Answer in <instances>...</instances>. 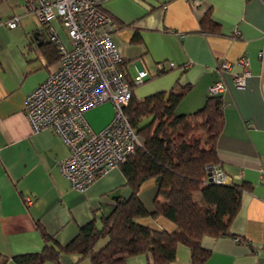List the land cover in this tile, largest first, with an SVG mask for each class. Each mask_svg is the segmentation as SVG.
I'll return each instance as SVG.
<instances>
[{
    "label": "crops",
    "instance_id": "1",
    "mask_svg": "<svg viewBox=\"0 0 264 264\" xmlns=\"http://www.w3.org/2000/svg\"><path fill=\"white\" fill-rule=\"evenodd\" d=\"M101 7L115 26L112 39L123 75L132 81L139 70L148 73L133 88L137 98L189 86L175 109L189 114L204 104L209 85L217 80L226 84L220 94L224 120L216 140L217 165L230 182H244L251 190L242 193L231 222L234 236L202 238L210 250L203 264H264V54L258 55L264 51V0H105ZM206 13L217 24L216 33L201 30ZM13 15L19 16L17 26L0 25V264H15V255L39 252L44 245L41 228L67 243L79 226L93 218L99 223L100 216L130 194L119 167L83 192L71 189L59 166L69 153L67 146L49 129L31 130L25 97L57 66V52L48 44L46 26L23 0H0V22ZM51 25L69 49L71 39L60 19ZM241 57L248 58L251 73L245 87L237 88L233 77L243 70L237 62ZM223 60L230 68L219 73L217 64ZM113 113L111 103L103 102L84 115L98 131ZM192 135L202 140L198 132ZM155 192L154 179H146L139 197L147 209L153 208ZM138 221L174 228L163 216ZM102 239L101 245L106 242ZM60 262L90 264L75 254L61 255ZM121 264H150V259L135 255ZM170 264H191L188 248L178 246Z\"/></svg>",
    "mask_w": 264,
    "mask_h": 264
},
{
    "label": "trees",
    "instance_id": "2",
    "mask_svg": "<svg viewBox=\"0 0 264 264\" xmlns=\"http://www.w3.org/2000/svg\"><path fill=\"white\" fill-rule=\"evenodd\" d=\"M200 25L205 33L217 31V24L208 13ZM48 44L57 52L58 65V45L52 40ZM120 63L118 68L131 89L124 113L142 140V145L118 165L130 188L129 196L100 216L99 223L93 218L79 226L76 235L65 244L41 228L43 248L15 255V264H61V255L73 254L79 259L87 257L90 264H121L126 258L141 254L149 256L150 264H170L178 246L188 248L191 264H203L210 255L201 243L204 236H234L231 222L239 211L242 193L250 191L251 186L244 182H209L206 170L208 165L218 164L216 140L224 120L222 96L208 95L194 112L176 113L189 86L137 98L133 94L136 83L123 75ZM199 131L204 133L202 140L191 137ZM149 178L156 185L152 209H147L139 197L142 183ZM145 216H163L174 228H156L138 221ZM102 238L106 242L96 248Z\"/></svg>",
    "mask_w": 264,
    "mask_h": 264
},
{
    "label": "built area",
    "instance_id": "3",
    "mask_svg": "<svg viewBox=\"0 0 264 264\" xmlns=\"http://www.w3.org/2000/svg\"><path fill=\"white\" fill-rule=\"evenodd\" d=\"M23 1L39 24L46 26L60 55L58 65L25 97V115L33 132L49 129L67 146L69 153L59 162L60 170L71 189L83 192L142 145L124 113L131 89L118 68L122 57L112 39L115 26L101 7L105 0ZM54 18L60 19L71 39L69 49L51 25ZM18 23L19 16L13 15L0 25L13 28ZM237 62L243 70L233 77V84L244 88L251 73L249 60L241 57ZM229 68L228 60L217 64L219 73ZM147 75L145 69L139 70L133 82L139 84ZM226 89L224 81L217 80L207 90L209 95H220ZM103 102L111 103L113 117L95 131L84 113ZM206 170L209 182H230L218 165H208Z\"/></svg>",
    "mask_w": 264,
    "mask_h": 264
},
{
    "label": "rangeland",
    "instance_id": "4",
    "mask_svg": "<svg viewBox=\"0 0 264 264\" xmlns=\"http://www.w3.org/2000/svg\"><path fill=\"white\" fill-rule=\"evenodd\" d=\"M198 133H199V135H202V138H201V139H203V138H204V133H203V131H199ZM191 137H194V136L192 135ZM195 197L198 198V197H200V196H199V194L197 193V194L195 195ZM103 242H104V239L100 240V242H99L98 244H96V248L100 247V245H101ZM101 246H102V245H101Z\"/></svg>",
    "mask_w": 264,
    "mask_h": 264
}]
</instances>
